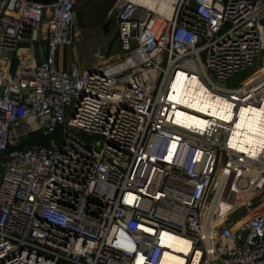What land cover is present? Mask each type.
<instances>
[{
    "label": "built area",
    "instance_id": "built-area-1",
    "mask_svg": "<svg viewBox=\"0 0 264 264\" xmlns=\"http://www.w3.org/2000/svg\"><path fill=\"white\" fill-rule=\"evenodd\" d=\"M78 1L0 0V264H160L172 236L183 264H264V151L231 143L264 103V0H114L121 59L61 68ZM177 74L231 119L170 98Z\"/></svg>",
    "mask_w": 264,
    "mask_h": 264
},
{
    "label": "bare ground",
    "instance_id": "bare-ground-1",
    "mask_svg": "<svg viewBox=\"0 0 264 264\" xmlns=\"http://www.w3.org/2000/svg\"><path fill=\"white\" fill-rule=\"evenodd\" d=\"M136 3L146 4L154 10H161L165 14L170 12V7L165 3L171 0H131ZM169 7L167 11L165 8ZM260 69V68H259ZM262 71V70H261ZM260 72V71H257ZM172 91L170 98L187 106L191 110H197L212 114L216 117L223 118L229 121L232 117V105L219 98L212 99L205 92L204 86L198 83L195 79H186L183 75L177 74L172 83ZM177 121L186 125L202 126L207 120L199 119L198 116L178 110L175 112ZM231 143L239 148L244 153L250 156H257L264 151V103L261 106H243L238 112V118L235 122L234 136ZM156 150H159L157 148ZM131 200V197H129ZM170 246L180 254L165 252L160 264H183L185 261L181 253L188 252L189 242L183 238L169 237L167 238Z\"/></svg>",
    "mask_w": 264,
    "mask_h": 264
},
{
    "label": "rangeland",
    "instance_id": "rangeland-1",
    "mask_svg": "<svg viewBox=\"0 0 264 264\" xmlns=\"http://www.w3.org/2000/svg\"><path fill=\"white\" fill-rule=\"evenodd\" d=\"M74 36V34H73ZM74 42L71 46L63 48L62 55L64 59L63 67H67L68 64L76 63L80 68H87L94 64H100L101 66H110L119 61L122 57V51L120 49L119 40L116 32H112L107 38H73ZM68 59V61H66ZM65 62H69L67 65ZM242 75L240 76L241 79ZM226 86H237L238 83L234 81H228L225 83ZM60 130L58 136L60 135ZM50 138H43L38 133L32 141L40 145H48ZM0 169V177H1ZM243 212H248L246 207H243L241 213L235 212L230 214L229 220H241L239 218Z\"/></svg>",
    "mask_w": 264,
    "mask_h": 264
},
{
    "label": "crops",
    "instance_id": "crops-1",
    "mask_svg": "<svg viewBox=\"0 0 264 264\" xmlns=\"http://www.w3.org/2000/svg\"><path fill=\"white\" fill-rule=\"evenodd\" d=\"M114 0H79L76 5L78 25L74 30L73 38H107L112 32H116L114 23L111 18L110 10ZM169 7L165 8L167 11ZM47 31L46 26L42 27V36L45 37ZM117 34V33H116ZM67 47V46H64ZM61 47L57 53L58 63L64 68L62 58L63 48ZM68 61V59L66 60ZM69 62H65L67 65ZM70 65L68 64V68Z\"/></svg>",
    "mask_w": 264,
    "mask_h": 264
},
{
    "label": "water",
    "instance_id": "water-1",
    "mask_svg": "<svg viewBox=\"0 0 264 264\" xmlns=\"http://www.w3.org/2000/svg\"><path fill=\"white\" fill-rule=\"evenodd\" d=\"M31 1L44 6H49L53 2V0H31Z\"/></svg>",
    "mask_w": 264,
    "mask_h": 264
},
{
    "label": "trees",
    "instance_id": "trees-1",
    "mask_svg": "<svg viewBox=\"0 0 264 264\" xmlns=\"http://www.w3.org/2000/svg\"><path fill=\"white\" fill-rule=\"evenodd\" d=\"M36 134H38V133H36ZM36 134H33V135L30 137V140H29V141H30V143H34V142L32 141V139H33V137H34ZM39 134H40V133H39ZM40 135H41V134H40ZM41 137L45 138V137H44V136H42V135H41Z\"/></svg>",
    "mask_w": 264,
    "mask_h": 264
}]
</instances>
